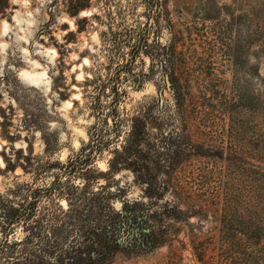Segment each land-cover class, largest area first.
Listing matches in <instances>:
<instances>
[{
    "label": "rangeland",
    "instance_id": "obj_1",
    "mask_svg": "<svg viewBox=\"0 0 264 264\" xmlns=\"http://www.w3.org/2000/svg\"><path fill=\"white\" fill-rule=\"evenodd\" d=\"M0 159V220L26 199L43 237L70 184L104 186L115 209L127 198L184 211L164 244L113 264L239 263L243 245L222 247L198 206L244 220L261 201L242 166L264 170V0H0ZM11 226L0 238L29 232Z\"/></svg>",
    "mask_w": 264,
    "mask_h": 264
},
{
    "label": "trees",
    "instance_id": "obj_2",
    "mask_svg": "<svg viewBox=\"0 0 264 264\" xmlns=\"http://www.w3.org/2000/svg\"><path fill=\"white\" fill-rule=\"evenodd\" d=\"M5 2L7 4L8 0ZM166 55L168 54L164 57H167V62L169 56ZM171 87L175 90L172 81ZM82 157L77 155V165L85 162ZM239 162L236 156H230V170L235 172L234 168ZM243 164V172L251 187L262 192L260 202L249 204L243 209L245 219L237 217L236 208H229L228 205L218 208L217 201L215 208L199 204L198 214L204 215V212L211 211L216 215L220 224L222 247L228 243H234L237 247L243 245L244 256L242 262L239 260L237 264H264V170L249 162ZM88 169L86 167V171ZM111 169L114 170V167L111 166L109 170ZM150 181L145 191L146 196L149 199H161V194ZM82 187L81 191H78L77 185H69V206L66 211L58 210L59 219L57 216L55 219L59 222L53 223L50 232L43 237H40V230L32 231L33 228L36 229L37 219L27 221L33 215V202L24 204L25 199L18 208L6 207L5 220L1 219L0 225L9 232L11 225L21 218L23 223L29 226V232L15 240H10L8 233H2L0 264H113L115 254L122 249L149 250L164 244L169 236L168 220H175L181 217L179 215H184V211L175 205L167 204L168 207L163 210H156L152 208L153 202L145 204L127 198L123 199L119 209H115L108 200L111 192L105 190L104 186L91 191L85 190L86 183ZM120 189L118 188L116 193H119ZM185 199L188 203L194 201L193 197L188 195ZM210 208L212 210H209ZM175 211L180 214H175ZM31 222L34 223L33 226ZM202 251V247L197 249L199 261L202 259Z\"/></svg>",
    "mask_w": 264,
    "mask_h": 264
},
{
    "label": "bare ground",
    "instance_id": "obj_3",
    "mask_svg": "<svg viewBox=\"0 0 264 264\" xmlns=\"http://www.w3.org/2000/svg\"><path fill=\"white\" fill-rule=\"evenodd\" d=\"M80 14H81L82 16H84V15L90 14V12L87 11V10H82ZM68 23L70 24V28L72 29L73 26H74L73 21L69 20ZM48 51L51 52V53H53V54H55V50H54V49H49ZM82 63H87V58H83V62H82ZM40 73H41V75L46 76L45 71L42 70ZM19 74L22 75V76H26V75H33V76H34V75H35V73H31V72H29V71L26 70V69H22V70H20V71H19ZM74 97H75V95L72 96V98H74ZM65 104H66L68 107H70L71 102H70L69 100H67V101L65 102ZM0 162H2L1 159H0Z\"/></svg>",
    "mask_w": 264,
    "mask_h": 264
}]
</instances>
